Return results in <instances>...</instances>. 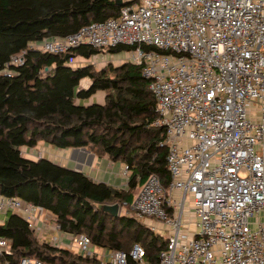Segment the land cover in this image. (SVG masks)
Here are the masks:
<instances>
[{"label": "built area", "instance_id": "built-area-1", "mask_svg": "<svg viewBox=\"0 0 264 264\" xmlns=\"http://www.w3.org/2000/svg\"><path fill=\"white\" fill-rule=\"evenodd\" d=\"M121 1L118 16L31 47L56 54L133 47L126 57L142 67L156 99L171 180L165 186L150 175L131 210L167 240L160 264H264V0ZM102 53L71 55L68 64H96ZM10 212L51 245L101 264H146L140 244L128 253L95 250L85 234L69 242L59 233L52 242L47 236L59 226L47 212L0 193V220ZM12 252L0 238V264H44L27 256L14 262Z\"/></svg>", "mask_w": 264, "mask_h": 264}, {"label": "trees", "instance_id": "trees-1", "mask_svg": "<svg viewBox=\"0 0 264 264\" xmlns=\"http://www.w3.org/2000/svg\"><path fill=\"white\" fill-rule=\"evenodd\" d=\"M122 5L116 0H0V193L33 203L69 236L85 234L98 248L128 253L140 244L145 263L160 264L166 239L135 216L114 217L101 209L104 204H132V192L152 174L165 186L170 183L165 130L154 124L158 111L149 80L131 61L101 68L68 64L71 55L90 59L133 47L81 45L58 54L31 47L116 17ZM15 58L22 62L15 64ZM84 79L91 82L87 88ZM98 93L105 94L103 103L77 102ZM40 141L59 149L87 148L122 162L129 167L128 190L46 157L24 156L22 146ZM0 238L12 242L14 262L27 256L44 264H101L98 257L42 242L19 213L0 220ZM129 264L137 263L130 258Z\"/></svg>", "mask_w": 264, "mask_h": 264}, {"label": "crops", "instance_id": "crops-1", "mask_svg": "<svg viewBox=\"0 0 264 264\" xmlns=\"http://www.w3.org/2000/svg\"><path fill=\"white\" fill-rule=\"evenodd\" d=\"M122 52L115 53L114 55H120ZM49 144L40 141L34 147L24 146L22 152L24 151L28 157L37 160L40 157H48V159L66 166L71 169L81 170L88 176L96 181L105 182L114 187L125 188L128 186V181L123 176L124 164L120 161H112L106 155H97L90 151L84 152L82 148L75 151L76 148L63 149L60 152L50 150L48 154L46 149ZM51 146V145H49ZM43 149V156H38V150ZM87 149V148H86ZM54 156V157H52ZM121 211V210H120ZM52 223H55L51 218ZM60 235L64 234L67 241L71 242V236L58 230Z\"/></svg>", "mask_w": 264, "mask_h": 264}, {"label": "rangeland", "instance_id": "rangeland-1", "mask_svg": "<svg viewBox=\"0 0 264 264\" xmlns=\"http://www.w3.org/2000/svg\"><path fill=\"white\" fill-rule=\"evenodd\" d=\"M38 43H41V42H38ZM34 46V45H33ZM126 52L127 51H122V53L120 55H114L115 53H110L109 51L108 52H105V53H102L100 54V57H99V62L94 64L97 68H101V67H104L106 65H108L109 63H112L113 65H119L123 62H126L128 61L127 60V57H126ZM94 60V59H93ZM90 80L89 79H84L83 82H82V85L87 88L89 85H90ZM104 97H105V94L104 93H98L96 96H93L91 97L90 99H86V100H78L77 102H81L83 104H91L93 102H98V103H103L104 102ZM257 108V107H256ZM24 146L21 147V150L23 149ZM47 148L44 149L45 151H47V153L49 154L50 153V150H54L56 152H60L62 151L63 149H59V148H56L54 146H46ZM23 154L24 156L28 157L27 154L23 151ZM44 154V151L43 149H39L38 150V156H43ZM49 157V156H48ZM47 157V158H48ZM54 157V156H52ZM30 158V157H28ZM32 159V158H30ZM118 188V187H117ZM122 189V188H120ZM125 189L126 191L128 190V186L123 188ZM141 187L138 188V189H135L132 193L133 195H135V198L138 194V192L140 191ZM121 206V211H120V214H127V215H132L133 212H132V204H127V203H123V204H120ZM4 217V216H3ZM2 217V218H3ZM146 224V223H145ZM59 235V231L58 230H55L53 229L49 234H48V240H52V242L55 241V236H58ZM40 240L43 242L44 239H42L40 236H39ZM165 239V237H163ZM95 250H99L97 247L94 248ZM73 250H75V248H73Z\"/></svg>", "mask_w": 264, "mask_h": 264}, {"label": "water", "instance_id": "water-1", "mask_svg": "<svg viewBox=\"0 0 264 264\" xmlns=\"http://www.w3.org/2000/svg\"><path fill=\"white\" fill-rule=\"evenodd\" d=\"M120 4H123V2L121 0L117 1ZM80 149L76 148L75 151H78ZM82 150L84 152H88V150L86 148H82ZM80 170V169H79ZM102 211L109 213L110 215L114 216V217H118L120 216V210H121V206L119 203L116 204H104L101 206Z\"/></svg>", "mask_w": 264, "mask_h": 264}]
</instances>
